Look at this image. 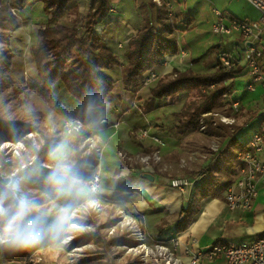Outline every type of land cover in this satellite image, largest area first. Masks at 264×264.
<instances>
[{
  "label": "rangeland",
  "instance_id": "obj_1",
  "mask_svg": "<svg viewBox=\"0 0 264 264\" xmlns=\"http://www.w3.org/2000/svg\"><path fill=\"white\" fill-rule=\"evenodd\" d=\"M88 1L84 0L82 3L89 8ZM109 2L110 14L117 16L122 12L123 19L135 21L137 12L136 16L139 22L142 20V26L146 21L159 30L167 23L175 32L182 29L180 24L187 29L193 22L192 17H195L194 25L198 32L186 36L193 50V58L214 50L210 49L212 45L222 42L225 47L236 39L227 35L215 37L212 33L211 28L218 21L216 10L239 20L255 21L260 17L258 11L246 0H109ZM75 3H69L64 16L55 19L53 24L73 27L83 34L89 10L80 14ZM28 5L29 0H25L22 5L20 0H10L8 3L9 11L16 15L18 23L27 27L33 22L34 31L46 26L45 22L39 23L44 15L43 7L36 5L26 12ZM225 20L227 23L228 20ZM102 22L95 27L94 32L103 35L107 27L103 28ZM114 26H117V23H114ZM10 34L11 32H5L0 39V53H11L8 46ZM124 52L121 54L123 63L113 54L120 62V66L112 69L118 71L113 75V79L120 78L122 85L127 70ZM29 53L22 57L13 56L11 69L7 74L9 87L0 92V119L28 125L33 129L18 142L0 143V250H21L27 257L21 261L0 255V264H102L108 256L112 257L111 264H172L164 253L161 255L155 249L157 242L146 237L139 215H133L121 205L103 198L100 193L91 194L87 180L97 167L95 165L97 147L89 140L86 128L82 125H76L71 131L65 127L73 120L70 115L80 104L66 94L61 83L52 88L58 106L40 96L30 86L31 82L38 81V77L34 73L36 66L30 60ZM217 55L212 62L204 61L198 69L193 66V70L197 71L192 69L190 71L204 75L213 73L219 62ZM244 71L242 67L238 75ZM155 72L158 74L157 79L147 87L143 86V83L130 87L123 85L125 91L131 92L133 101L131 108L136 111L134 112L138 119L136 121L139 125H144L145 130L139 132L135 128V139L143 150L137 155L121 156L120 169L128 170L135 176L141 173L163 176L167 187L172 179H187L192 183L190 196L204 176L215 179V172L219 175V182L230 184L236 177L235 163L233 170V163L221 162L209 154L218 153V150H213L215 146L221 145L225 138L233 135L236 128H242L256 118L259 110L255 109L261 108L264 103L262 86L248 91L247 76L237 75L231 87L232 95L241 99L243 105L234 112L230 107L232 100L230 96H226L221 106L208 112L210 114L204 119L208 126L202 132L199 128L187 129L179 126L185 122L186 116L194 111H201L210 103L214 88L205 87L180 93L184 95L179 97L178 94L163 98L161 101H155L151 108L153 110H147L146 103L151 96V90L159 81H170L174 78L173 70L163 73L156 68ZM116 82L112 92L121 89L120 81ZM68 99L71 102H68ZM167 101L176 104L173 113L167 112L169 106L166 104ZM156 102L163 104L156 107ZM128 105L129 103H126V106ZM99 111L94 109L88 113L93 120L91 126L98 127ZM228 116L234 120L232 123L220 121L221 117ZM257 121L256 119L254 124ZM149 127L152 132L146 130ZM248 128L250 130L245 133L242 143L248 141L254 132L251 127ZM214 130L217 131L215 134L212 133ZM199 135L205 136V139L200 141ZM48 139L57 140L56 150L50 156L52 165L43 157L32 156L31 150L27 147V142H31L38 149ZM148 139L151 140V144L146 147ZM90 155L94 157V163L87 160ZM53 167L61 179L59 187L31 184L35 180L48 177ZM100 177L101 187L105 181L101 172ZM224 193L225 190L220 195ZM60 217H65L63 224L53 227ZM33 228H38L37 242L22 244L20 238L28 235ZM112 239L122 240L116 241L118 244L109 248L107 244ZM125 241H131L133 244ZM158 244L170 248V241ZM175 256L179 257L178 252ZM205 263L209 261L203 260L201 264Z\"/></svg>",
  "mask_w": 264,
  "mask_h": 264
},
{
  "label": "crops",
  "instance_id": "obj_2",
  "mask_svg": "<svg viewBox=\"0 0 264 264\" xmlns=\"http://www.w3.org/2000/svg\"><path fill=\"white\" fill-rule=\"evenodd\" d=\"M5 2L8 4L10 0H5ZM82 2H84V0H78L75 3L80 14H84L89 10L88 6H84ZM36 5L43 7L42 2L29 0V5L25 9L26 12H29V9ZM121 13L122 12H119L117 16L109 14L104 20V23L102 22V26L103 28L107 27L106 33L103 34V46L117 56L119 61L123 63L121 54L125 51L127 43L134 38L141 29L142 20L139 22V18L136 16L138 14L137 12L134 19L135 21H131L128 18L127 20L123 19ZM44 15L39 23L45 22L47 24L50 16L45 12ZM194 19L195 17H192L193 22L187 29L183 27V24L179 25L182 26V29L175 32L179 52L175 55L165 57L161 66L158 67L159 72L168 73L175 69L183 72L185 70H193V66L198 69L204 61L207 62L210 60V62H212L214 56L218 53L231 52L235 54L234 52H238L241 48L238 34L233 33L229 36L236 38L234 42L228 43L225 47L222 42L218 45H212L210 49L214 50H209V54L207 53L203 58L195 61L199 57L193 58L192 47L188 44L189 40L186 39L187 35L190 36L198 32L194 25ZM114 23H117V26H114ZM34 26L33 22L27 27L19 22L18 28L9 35V52H11L14 57H22L26 53H29V50L35 45L38 29L34 31V29H32ZM216 36L217 35H215V37ZM181 53H183L182 56ZM29 56L31 58L30 60L34 63L31 53H29ZM103 71L112 78L114 74L118 73V71L116 72L112 69H104ZM34 73L37 75L36 69H34ZM245 74L246 71L242 72L241 75L246 76ZM241 75H238V77ZM120 77L122 78L121 75ZM116 81H120L121 89L117 92H112L100 107L94 108L100 110L98 114V127L97 125L91 126L93 120L89 117L91 123L86 128L87 137L93 142V145L97 147L98 151L95 165H97V169L101 172L102 178L106 181H104V185L100 187L101 196L121 205L133 215H139L143 221L144 233L149 240L156 241L157 243H166L173 238H180L181 248L178 254L183 264H189V260L183 253V248L187 245L189 239L196 240L197 248L206 249L216 242L226 241L230 244L237 245L243 242L254 241L263 236L264 177H262L257 184V196L249 210H229L224 203L223 194L222 196H208L198 202L197 212L187 228L180 233L176 231L175 222L181 209L191 198L190 189L185 193H180L175 189L167 187L166 179L163 176L151 175L153 179L150 180L143 176L149 173H141L139 176H135L130 174L128 170L120 169L121 156L137 155L142 152L143 148L138 141H136L134 130L136 128L139 132H142L145 129L143 128L144 125L138 124L139 122L136 121L138 119L135 117L136 113H134L136 111L131 108L133 103L131 92L125 91L120 78H116L115 83H117ZM182 95L184 94H179L178 97ZM262 97L264 100L263 94ZM230 98L231 100H238L240 105H243L242 100L237 99L234 95H231ZM67 101L71 102L69 99ZM126 103H129V105L126 106ZM161 104L163 103L156 102L155 106L158 107ZM166 104L169 105L167 112L173 113L176 104L169 101H167ZM77 109L78 107L76 110ZM94 109H90L89 112H92ZM255 110H259V112L250 124L247 123L242 126V128H236V132L233 135L225 138V140L221 142V145L213 148L214 151L218 150V153L209 154L217 157L221 162L233 163L232 169L235 163V167H237L235 175H237L239 168V161L236 160V154L240 152L236 142L242 143V138L245 136V133L250 130L248 127L252 128V132L258 129L264 112V103L261 108L257 107ZM74 113H70V116H73ZM131 116L134 117L132 118ZM256 119L258 121L254 124ZM146 130L152 132L150 127ZM216 132L217 131L214 130L212 133L215 134ZM199 136L200 141L205 139V136ZM247 142L248 141L242 144H246ZM149 144H151V140L148 139L145 146L147 147ZM214 177L219 180V175H217L216 172L214 173ZM203 178L206 179L205 176ZM203 178L199 181V184L204 182ZM222 181L224 182V178ZM205 264H226V262L223 258H217Z\"/></svg>",
  "mask_w": 264,
  "mask_h": 264
},
{
  "label": "trees",
  "instance_id": "obj_3",
  "mask_svg": "<svg viewBox=\"0 0 264 264\" xmlns=\"http://www.w3.org/2000/svg\"><path fill=\"white\" fill-rule=\"evenodd\" d=\"M24 1L20 0L21 5ZM37 1L42 2L44 12L50 16V23L38 29L37 41L31 49L38 81L31 82L30 86L40 96L58 106L52 88L61 83L66 94L80 104L72 119L78 121L83 128H87L91 123L89 110L100 107L114 89L115 80L105 74L103 70L120 66V62L114 57L113 53L103 46V35L94 32L95 27L109 16L110 2L109 0L88 1L89 14L85 18V32L80 34L73 27L53 24L55 19L64 16L69 3L78 0ZM17 28L16 15L9 11V6L5 0H0V39L5 32H13ZM178 52L179 46L175 30L169 23L163 25V28L159 30L145 21L137 35L126 45L124 56L127 70L123 85L130 87L135 86L137 83L141 84L150 71H155L156 68L161 66L165 57L175 55ZM12 59L13 54L0 53V92L9 87L7 74L10 72ZM241 70L242 67L238 68L236 65L231 69H226L219 62L213 73L205 75L193 73L190 70L180 72L175 69L173 79L170 81L161 80L151 90L146 108L150 110L157 100L212 86L214 91L210 103L203 107L201 111H194L186 116L185 122L179 126V128L197 129L199 128V117L202 114L221 106L224 98L232 95L231 87L234 78ZM227 82L229 83L226 84ZM232 101L236 100L233 99ZM32 131L33 129L28 125L0 119V143L6 141L18 142ZM56 143V139H48L38 149L31 142H27V147L31 150L32 156L43 157L46 162L52 165L53 162L50 156L56 150ZM236 144L240 152L245 151L246 144L240 142H236ZM87 158L91 163H94L92 155ZM53 174H56L57 177L55 181L52 180ZM59 180H61L59 174L53 167V171L48 177L35 180L31 184L59 187ZM216 180L212 177H206L203 183L197 185L175 222L177 232L180 233L187 228L197 212V204L201 199L220 195L229 185ZM119 240L122 239H112L108 242V247L118 244ZM125 242L133 244L131 241ZM0 255L21 261L27 257L26 253L17 249L11 251L0 250ZM106 258L105 263L102 264H111L112 257L108 256Z\"/></svg>",
  "mask_w": 264,
  "mask_h": 264
},
{
  "label": "built area",
  "instance_id": "obj_4",
  "mask_svg": "<svg viewBox=\"0 0 264 264\" xmlns=\"http://www.w3.org/2000/svg\"><path fill=\"white\" fill-rule=\"evenodd\" d=\"M246 1L258 11L259 19L239 20L215 11L218 21L212 26L213 34L229 36L237 33L241 45L237 53H218L217 59L226 69H231L235 65H240L245 69L248 91H253L257 86H262L264 91V0ZM225 19L228 20L227 23ZM157 75V72L150 71L143 79V86H149L157 79ZM239 106V101H231L230 107L234 112L238 111ZM209 114H203L199 121V129L202 132L208 126L204 119ZM220 121L232 123L234 120L228 116L221 117ZM78 124L80 123L73 119L65 127L71 131ZM237 156L238 172L235 179L225 189L224 203L229 210H249L257 196V184L264 177V112L258 129L246 143L245 151L239 152ZM100 182V172L96 167L87 180V186L92 195L100 193ZM168 184L170 188L180 193H185L192 187V183L187 179H172ZM156 245L155 249L161 255L164 253L172 264L182 263L180 258L175 256L181 248L180 238L171 239L170 248L163 244L157 243ZM183 249L189 264H199L203 260L212 261L217 258H223L226 264H264V235L254 241L237 245L226 241L216 242L206 249L197 248L196 240L189 239Z\"/></svg>",
  "mask_w": 264,
  "mask_h": 264
},
{
  "label": "clouds",
  "instance_id": "obj_5",
  "mask_svg": "<svg viewBox=\"0 0 264 264\" xmlns=\"http://www.w3.org/2000/svg\"><path fill=\"white\" fill-rule=\"evenodd\" d=\"M67 169H65L66 171ZM57 179L56 174H53L52 180L55 181ZM22 207H25L24 205H22ZM65 220V217H60L57 221L56 225H53V227H57L61 224H63ZM38 239V228H33L30 230L29 234L24 236L23 238H20V242L22 244H32V243H36Z\"/></svg>",
  "mask_w": 264,
  "mask_h": 264
},
{
  "label": "water",
  "instance_id": "obj_6",
  "mask_svg": "<svg viewBox=\"0 0 264 264\" xmlns=\"http://www.w3.org/2000/svg\"><path fill=\"white\" fill-rule=\"evenodd\" d=\"M145 178H147V179H150V180H152L153 179V177L151 176V175H149V174H145V175H143Z\"/></svg>",
  "mask_w": 264,
  "mask_h": 264
}]
</instances>
